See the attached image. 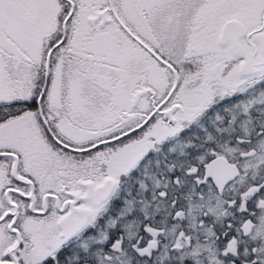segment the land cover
<instances>
[{"label": "snow or ice", "instance_id": "6c2138e0", "mask_svg": "<svg viewBox=\"0 0 264 264\" xmlns=\"http://www.w3.org/2000/svg\"><path fill=\"white\" fill-rule=\"evenodd\" d=\"M0 264H264V0H0Z\"/></svg>", "mask_w": 264, "mask_h": 264}]
</instances>
